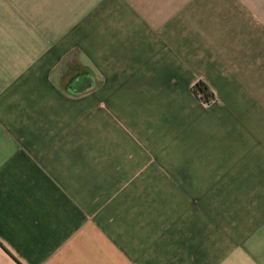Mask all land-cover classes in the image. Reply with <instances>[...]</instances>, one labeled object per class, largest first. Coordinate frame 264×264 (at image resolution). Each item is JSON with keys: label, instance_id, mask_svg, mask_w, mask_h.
Segmentation results:
<instances>
[{"label": "crops", "instance_id": "1", "mask_svg": "<svg viewBox=\"0 0 264 264\" xmlns=\"http://www.w3.org/2000/svg\"><path fill=\"white\" fill-rule=\"evenodd\" d=\"M0 264H264V0H0Z\"/></svg>", "mask_w": 264, "mask_h": 264}, {"label": "trees", "instance_id": "2", "mask_svg": "<svg viewBox=\"0 0 264 264\" xmlns=\"http://www.w3.org/2000/svg\"><path fill=\"white\" fill-rule=\"evenodd\" d=\"M194 92L204 101L209 102L214 98V92L209 88L208 84L203 80H198L194 87Z\"/></svg>", "mask_w": 264, "mask_h": 264}]
</instances>
